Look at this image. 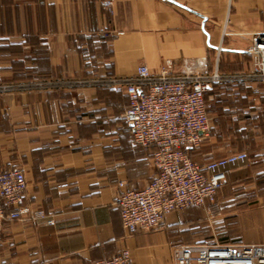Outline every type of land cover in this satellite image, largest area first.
<instances>
[{"label":"crops","instance_id":"crops-1","mask_svg":"<svg viewBox=\"0 0 264 264\" xmlns=\"http://www.w3.org/2000/svg\"><path fill=\"white\" fill-rule=\"evenodd\" d=\"M103 1L0 0V83L27 86L0 93V172L22 169L26 203L47 215L5 221L0 264H94L126 248L132 264H174L177 244L264 243V85L207 94L212 133L193 156L205 164L247 153L222 169L215 203L129 232L119 183L145 187L156 147L133 140L125 87L107 82L141 65L179 71L186 59H205L210 72L250 70L264 0H112L110 10Z\"/></svg>","mask_w":264,"mask_h":264},{"label":"built area","instance_id":"built-area-1","mask_svg":"<svg viewBox=\"0 0 264 264\" xmlns=\"http://www.w3.org/2000/svg\"><path fill=\"white\" fill-rule=\"evenodd\" d=\"M111 9L112 0L102 2ZM247 52L252 68L223 73L210 72L206 60L183 62L179 71L167 63L159 73L141 65L133 77H110L107 82L124 86L129 104L124 119L133 140L143 146L155 145L153 163L156 175L140 189L119 185L118 205L123 226L129 232H150L163 224L172 211L214 204L222 188L228 165L244 161L246 152L218 156L203 164L192 150L199 148L212 133V120L206 94L215 83L259 82L264 85V32L256 33ZM91 83H101L94 79ZM48 84V83H47ZM36 81L32 86L44 87ZM20 83H0V93L25 89ZM27 178L20 168L0 172V230L6 220L31 217L46 219V212L26 203ZM52 223V219H47ZM174 264H264V243L222 244L182 243L173 246ZM94 264H132L131 250Z\"/></svg>","mask_w":264,"mask_h":264},{"label":"trees","instance_id":"trees-1","mask_svg":"<svg viewBox=\"0 0 264 264\" xmlns=\"http://www.w3.org/2000/svg\"><path fill=\"white\" fill-rule=\"evenodd\" d=\"M240 84H245L244 82H241V83H235L234 85H240ZM217 85H232L231 83H215L214 85H213V87H212V89L209 91V92H211V91H213L214 90V88L217 86ZM208 92V93H209ZM207 93V94H208ZM207 94H206V97H207ZM207 103V102H206ZM193 151V150H192ZM195 158V157H194Z\"/></svg>","mask_w":264,"mask_h":264},{"label":"rangeland","instance_id":"rangeland-1","mask_svg":"<svg viewBox=\"0 0 264 264\" xmlns=\"http://www.w3.org/2000/svg\"><path fill=\"white\" fill-rule=\"evenodd\" d=\"M10 82L16 83V81H10ZM10 82H6V83H10Z\"/></svg>","mask_w":264,"mask_h":264}]
</instances>
